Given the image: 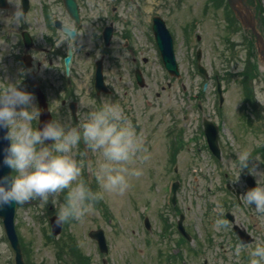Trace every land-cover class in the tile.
<instances>
[{"label": "rangeland", "instance_id": "obj_1", "mask_svg": "<svg viewBox=\"0 0 264 264\" xmlns=\"http://www.w3.org/2000/svg\"><path fill=\"white\" fill-rule=\"evenodd\" d=\"M80 1L83 18L80 42L91 53L84 57V50L79 51L78 57L86 68H72L69 76L60 70L55 77L53 67L26 68L14 61L8 22L13 9L8 0L7 8L0 9L3 42L0 43V87L16 84L32 93L33 103L37 105L35 88L40 86L52 104L53 120L66 127L86 119L92 106H84L82 102L117 103L143 138L149 159L132 166L141 169L142 175L130 177V187L124 194L105 193L85 218L63 224L58 235L51 234L49 218L56 214L51 200L45 207L39 200L17 205L16 231L28 263L73 264L74 258L81 264H249V250L257 243H264V213L241 197L237 203L226 184L244 191V177L248 173L254 177L256 186L257 182L264 184V62L252 45V35L236 25L235 16L227 11L226 0ZM247 2L264 8V0ZM112 4L119 8L114 15L118 18L115 22L118 31L110 48V59L104 61L105 79L112 95L95 99L90 60L99 58L101 53L92 52L89 46L93 42L100 46L99 25L103 23L97 14L104 13L106 18ZM62 8L58 5L56 10L67 19ZM259 9L255 6V13ZM153 15L165 20L173 36L179 76L169 75L163 67L151 32ZM258 27H262L259 20ZM125 31L128 37H124ZM198 49L209 80L196 68ZM251 52L255 53L253 62L257 69L248 74L251 100L246 103L237 73L244 68L243 61L246 56L250 58ZM135 69L143 76L142 85L136 82ZM216 77L223 87L221 105L215 90ZM204 83L207 85L201 90ZM65 97L67 101L79 100L81 112L77 119L62 106L61 99ZM172 114L176 128L167 137ZM202 116L219 124L221 159L218 161L202 138ZM243 149L252 153L248 163L255 174L249 168L239 172L236 152ZM75 156L85 164L81 178L94 191H102L94 174L101 160L99 154L81 143ZM12 172L11 169V175ZM175 180L179 186L171 203V183ZM59 200L63 202V194ZM225 212L253 237L252 243L243 245L239 255L235 250L242 244ZM181 213L192 237L190 242L182 240L176 229ZM145 217L149 219L150 229L144 226ZM218 218L227 221V227L219 231L215 228ZM97 228L105 233L106 252H101L96 240L88 234ZM1 254L4 257L0 256V263L13 264L14 251L0 227Z\"/></svg>", "mask_w": 264, "mask_h": 264}, {"label": "clouds", "instance_id": "obj_2", "mask_svg": "<svg viewBox=\"0 0 264 264\" xmlns=\"http://www.w3.org/2000/svg\"><path fill=\"white\" fill-rule=\"evenodd\" d=\"M11 2L16 7L8 22L18 27L28 21V16L23 11L22 0ZM65 28L67 31L64 32L71 37L74 29ZM34 99L32 93L16 84L0 87V129H7L5 138L10 141L3 163L13 170L11 176L0 178V209L33 200H39L45 207L51 200L56 209L55 222L63 225L85 218L105 193L124 194L130 187V177L142 175L141 169L132 166L138 161L146 162L149 155L143 138L119 104L105 101L97 107L94 103L82 102V105L92 107L86 119L77 125L66 127L58 120H52L38 128L36 124L41 112L33 103ZM82 140L91 152L101 157L94 174L102 191H94L81 178L85 164L76 158L75 150ZM236 154L239 172L249 168L255 174L248 163L251 151L243 149ZM61 194L64 195L63 202L59 200ZM240 197L264 213V184L257 182L256 187ZM226 227V220L218 218L215 221L217 231ZM242 249L243 245L237 247L236 254L239 255ZM248 256L249 264H264V243L252 247Z\"/></svg>", "mask_w": 264, "mask_h": 264}, {"label": "flooded vegetation", "instance_id": "obj_3", "mask_svg": "<svg viewBox=\"0 0 264 264\" xmlns=\"http://www.w3.org/2000/svg\"><path fill=\"white\" fill-rule=\"evenodd\" d=\"M79 8V22H77L71 15L66 11L65 0H22V8L25 15L28 16V21L16 26L11 23V50L13 53V59L16 62H21L22 65L29 68L40 67L44 65L45 68L53 67L54 71L52 75L55 77L58 76V72L64 69V57L66 54V49L68 44L72 43L73 50V59L71 64V69L73 68H86L84 62L78 57L79 51L84 50V46L80 42V31L79 28L82 23V1L75 0ZM122 1V0H121ZM85 4V2L83 3ZM58 5H62V10L65 11L67 19H64L61 13H59L56 8ZM15 4L11 2V8L13 13L15 12ZM118 6L111 5V11L115 14L118 11ZM63 11V12H64ZM110 13H106V18L104 13L100 15L97 14V19H101L102 23L99 25V37H100V46L96 45L94 42L91 43L89 48L94 53H101L99 58L93 59L90 65L93 66V80H92V97H100L101 95L109 96L112 95V88L108 85L104 75V81L106 86L109 88L107 93H96L94 89V71L96 68V63L98 60H107L110 59V48L112 47L113 40L115 39L116 32L118 31L115 28V22L118 21V18H112ZM96 19V20H97ZM126 22V21H125ZM112 25V35L109 39V43L106 44L103 31L106 26ZM70 26L76 30V35L71 41L70 37L63 31L61 27ZM63 40V41H62ZM20 49V50H19ZM90 51L83 52L84 57L90 55ZM34 75V72H32ZM74 99V98H73ZM76 103L75 113L78 115L81 112L79 108V100L74 99ZM61 103L65 105V99L61 100ZM100 102L96 106H100ZM69 111V104L66 105ZM174 121V120H173ZM4 257V255H0ZM10 259V257H8ZM9 261V260H8ZM5 264V262L0 263ZM7 264V263H6ZM10 264V261H9Z\"/></svg>", "mask_w": 264, "mask_h": 264}, {"label": "water", "instance_id": "obj_4", "mask_svg": "<svg viewBox=\"0 0 264 264\" xmlns=\"http://www.w3.org/2000/svg\"><path fill=\"white\" fill-rule=\"evenodd\" d=\"M229 5L231 6L232 10L235 11L242 23L252 29L254 34L257 36V43L261 46V48H264V41L261 35L257 32L255 28V20L253 15L250 13V7L249 5L245 4V0H228ZM65 5L68 10V12L71 14L72 17L75 18V20L78 22L79 16H78V10L77 5L74 2V0H65ZM0 6L4 7L6 6V0H0ZM154 33L156 40L158 42L159 48L162 53V57L164 60L165 67L169 70L170 73L177 74V65L174 58V53L172 50V39L167 31V29L164 26V23L161 21L160 18H154V25H153ZM63 30L67 31V29L64 27ZM75 35V31L73 30L71 32V38H73ZM111 35L110 29L108 28L105 32V38L106 42L108 41L109 37ZM72 52H71V46H68L67 49V55L64 59L65 61V67L69 69L70 62H71ZM66 69V68H65ZM67 71V70H66ZM101 87H103L102 83V75H101V66L100 64L97 65L96 69V89L99 90ZM39 104L43 106V111H41L40 115V125L39 128L43 127L44 124L50 121V117L48 114V111L43 103L41 95L38 96ZM206 125H208L206 123ZM7 129H0V178L2 177H9L10 176V167L5 165L3 163V157L5 155V149L9 146L10 141L5 138V133ZM206 135L207 139L209 141L210 147L215 150L217 149V141H216V127H211L210 129H206ZM249 184H251V180L249 181ZM15 208L16 204H13L10 207H4L0 209V217H2L6 232L8 236L11 239V243L14 246L16 250V264H23L21 253L18 247V242L15 234V226H14V217H15ZM53 233H57L59 230L60 225H57L55 220L56 218L53 217ZM180 230H182L180 228ZM89 235L93 238H96L98 240L99 246L102 250H106V244L105 239L103 236L102 230H95L90 231ZM249 239L242 238V242L246 243Z\"/></svg>", "mask_w": 264, "mask_h": 264}]
</instances>
